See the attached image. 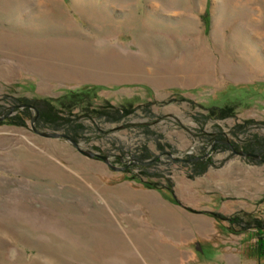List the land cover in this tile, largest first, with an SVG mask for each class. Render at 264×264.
<instances>
[{
	"label": "rangeland",
	"instance_id": "1",
	"mask_svg": "<svg viewBox=\"0 0 264 264\" xmlns=\"http://www.w3.org/2000/svg\"><path fill=\"white\" fill-rule=\"evenodd\" d=\"M36 97L77 101L76 141L113 164L161 151L213 164L194 176L191 161L165 154L139 164L150 180L169 178L180 203L155 196L164 210L152 211L96 190L100 177L151 192L128 177L138 164L114 170L33 132L32 109L22 125L2 119L0 144L14 148L13 165L22 148V176L0 174V264H264V160L213 149L264 135V0H0V106ZM105 101L131 111L79 110ZM224 106L230 115H210ZM99 198L106 219L93 222Z\"/></svg>",
	"mask_w": 264,
	"mask_h": 264
},
{
	"label": "trees",
	"instance_id": "2",
	"mask_svg": "<svg viewBox=\"0 0 264 264\" xmlns=\"http://www.w3.org/2000/svg\"><path fill=\"white\" fill-rule=\"evenodd\" d=\"M57 104L53 103L51 99L47 98H41L36 97L33 100L27 99L26 101H19L17 103L21 102H28L34 106V108L37 111V116L34 120V124L36 127H47L51 129H62L64 133L68 134L72 139L75 141L77 140L76 137V130L73 128L74 126H81V122L77 120L78 114H75L71 111L73 107L77 105V101L74 99H70L68 101H61V100H55ZM0 112L6 111L4 106H0ZM210 109V108H209ZM231 106H224L221 108H217L216 112H210V115L215 113L217 117H223L231 114L230 111ZM15 111L7 115L4 120L8 121L9 123L22 125L23 124V115H28L30 108L23 106L22 108H15ZM81 111L87 112L88 118H92L94 116L96 117H102L104 119L109 120H118L121 116H124L125 114L129 113L131 110L128 105L119 104V105H113L110 104L108 101H105L102 105L92 106L91 104H87L85 106H81ZM30 117V115H28ZM211 140L214 138L210 137ZM240 145L239 148L256 152L258 154L264 153V135L259 136L257 134H251L249 137H244L240 139ZM214 148L218 146H223L219 142H214ZM232 144L235 146V144L232 142ZM216 146V147H215ZM145 157V156H144ZM209 164H213V160L206 156L204 158H197L192 160L187 164V166L190 168V171L188 172V176H194L196 174L202 173L206 167ZM144 165V164H142ZM142 165H136L139 167L140 170H137L136 172L130 173L128 176L129 178L135 179L137 182H139L141 185L145 187H154L162 192L164 196L166 194L163 192V190L167 189L169 191L170 200L178 202V200L174 197L172 192V182L169 178H164L163 182L160 181H153L148 178H146L144 175L146 173L144 172ZM127 170V169H126ZM218 218H220L217 215ZM228 221L232 220V217L228 216ZM264 226H261L260 224L257 226L258 231L255 232L256 236V248L257 253L259 256L264 255Z\"/></svg>",
	"mask_w": 264,
	"mask_h": 264
},
{
	"label": "crops",
	"instance_id": "3",
	"mask_svg": "<svg viewBox=\"0 0 264 264\" xmlns=\"http://www.w3.org/2000/svg\"><path fill=\"white\" fill-rule=\"evenodd\" d=\"M12 149H14L12 146L10 145H5V144H0V156H2L0 158V174H2L3 176L5 175H12V176H22V148H19V153L20 156H18V160L16 164H10V160H11V153L14 152L12 151ZM20 161V162H19ZM19 162V163H18ZM13 170V172L15 174H11L9 171ZM63 168H58V171L56 173V177L58 179H66L65 173L63 172ZM96 181H98V187L96 188L97 192L99 193V195L101 196V194L106 195L107 193H112V194H116L119 193V195H124L126 197L125 201L127 203H132V202H143L145 203L146 207L149 210H159V211H163L164 209L160 208L162 207V203L158 202V204H154V197L158 196L161 198L162 201L165 200V202H167V205L169 207H171L172 205H175L176 207H179L180 203H176V202H172L169 199H166L162 196V194L160 193V191L156 188H153L151 190V192H148V190H143L144 191V195L142 197H140L139 192L136 189H131L129 187H124V186H120L119 184H111L108 185L103 179H101L100 177L95 178ZM109 186V188H108ZM124 190V191H123ZM153 191V192H152ZM148 193H151V200L149 202V199L146 198V195ZM157 193V194H156ZM96 201V200H95ZM98 213L94 214L92 216H90V221L93 220V222L96 221H101V219L105 220L106 219V212L104 207L105 204L107 203L106 199L103 198H99L98 201ZM158 205V206H157ZM163 214V213H162ZM96 218H98L99 220H97Z\"/></svg>",
	"mask_w": 264,
	"mask_h": 264
},
{
	"label": "water",
	"instance_id": "4",
	"mask_svg": "<svg viewBox=\"0 0 264 264\" xmlns=\"http://www.w3.org/2000/svg\"><path fill=\"white\" fill-rule=\"evenodd\" d=\"M23 106H26V107H28V108L33 110V114L30 115V117H29V126H30V129L33 132H35V133H37V134H39L41 136H45V137H51V138L63 137L65 140H67L81 154H83V155H85L87 157L99 158L102 161H104L110 168H112L114 170H124V169L128 168L132 164H138L139 165V164L146 163L148 161H152L153 159H155L160 154H165V155H168L169 157H171L173 160H180V161H184V162H189V161H192L193 159L200 158V157H203V156L206 155V153H204V154H201V155H192V156H187V157H181V156H172L171 152H169V151H161V152L155 153L151 157L145 158V159H139V158H136V157H128V158L125 159V164L116 165V164H113L109 160V158H108V156L106 154L93 151V150H91L89 148L80 147L77 141L72 139L68 134H66L64 132H59V131H55V130H42V129L37 128L35 126V124H34V120H35V118L37 116V111L34 108V106L32 104L28 103V102H21V103L11 104L8 107L7 111L0 113V120L4 119L7 115L12 113L14 111V107H23ZM216 141L226 144V146L230 149V151L232 153H236V154H239V155H242V156H248V157H250L252 159H262V160H264V157L262 158L260 156V154H258L256 152L246 151V150H243L241 148H235L232 145V143H230L226 139H218ZM194 246H195L196 249H200V246H199L197 241H195Z\"/></svg>",
	"mask_w": 264,
	"mask_h": 264
},
{
	"label": "flooded vegetation",
	"instance_id": "5",
	"mask_svg": "<svg viewBox=\"0 0 264 264\" xmlns=\"http://www.w3.org/2000/svg\"><path fill=\"white\" fill-rule=\"evenodd\" d=\"M13 104H14V103H13ZM10 105H11V104H10ZM10 105L7 106V110H8V107H9ZM15 108H22V107H14V109H15ZM7 110H6V111H7ZM14 111H15V110H14ZM14 111H13V112H14ZM2 112H4V111H2ZM0 113H1V112H0Z\"/></svg>",
	"mask_w": 264,
	"mask_h": 264
}]
</instances>
